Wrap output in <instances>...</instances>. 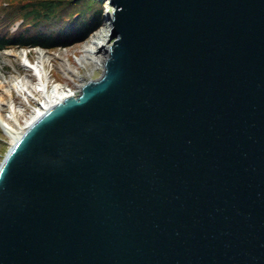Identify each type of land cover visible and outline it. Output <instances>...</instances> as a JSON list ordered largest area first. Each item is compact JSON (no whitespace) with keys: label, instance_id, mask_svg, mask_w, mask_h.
Returning <instances> with one entry per match:
<instances>
[{"label":"water","instance_id":"95a60500","mask_svg":"<svg viewBox=\"0 0 264 264\" xmlns=\"http://www.w3.org/2000/svg\"><path fill=\"white\" fill-rule=\"evenodd\" d=\"M109 4L0 162V264H264V0Z\"/></svg>","mask_w":264,"mask_h":264},{"label":"trees","instance_id":"16d2710c","mask_svg":"<svg viewBox=\"0 0 264 264\" xmlns=\"http://www.w3.org/2000/svg\"><path fill=\"white\" fill-rule=\"evenodd\" d=\"M0 1V50L67 47L85 41L104 22L105 0ZM19 20L12 30V23Z\"/></svg>","mask_w":264,"mask_h":264},{"label":"bare ground","instance_id":"6f19581e","mask_svg":"<svg viewBox=\"0 0 264 264\" xmlns=\"http://www.w3.org/2000/svg\"><path fill=\"white\" fill-rule=\"evenodd\" d=\"M110 15L111 11L108 4L106 6V17L108 18ZM107 18L80 47L76 59L81 65H87V63L92 62L93 68L103 67V61L106 57V50L109 44V23ZM29 52L30 51L25 48L19 50L3 49V51H0V57L5 56L8 62H10V58H12L19 66L29 69L32 68L38 80L37 89L41 94L40 102H36L37 104L33 107L29 118L24 121L23 125H21L16 117L17 114L15 113L13 91L26 93L28 84L25 80L16 75V72L19 71V69L15 68V66L14 71L10 72L7 77L4 72L0 71V128L8 137L11 143L10 145L18 139L26 127L34 121L36 117L43 113L45 109L53 103L61 101L64 97L74 94V91H70L60 83L54 84L50 89H47L48 70L46 68V63L51 60L52 56H58V58H60L61 69L66 75L78 76L77 69L70 67L71 65H69V62H67L64 57L62 58L58 52L46 53L43 49L36 47L34 48L36 54V59L34 61L29 59ZM89 78L90 75L88 74L87 80H89Z\"/></svg>","mask_w":264,"mask_h":264},{"label":"rangeland","instance_id":"374dc122","mask_svg":"<svg viewBox=\"0 0 264 264\" xmlns=\"http://www.w3.org/2000/svg\"><path fill=\"white\" fill-rule=\"evenodd\" d=\"M3 3H5L3 0H0ZM103 13L106 11V6L108 5L107 0L103 3ZM105 6V7H104ZM110 11H111V5ZM19 20H16L12 23V26L10 29H14ZM105 22V21H104ZM92 34V33H91ZM90 37V35H89ZM88 37V38H89ZM87 38V39H88ZM86 39V40H87ZM84 42V41H83ZM83 42H78L73 45L67 46V47H61V48H55L52 50L43 49L46 53L50 52H58L66 59L67 62H69L70 67L77 69V75L78 76H70L66 75L62 69H61V60L58 58V56H52L51 60L46 63V68L48 70V78H47V89H50L54 84L60 83L63 84L64 87L69 89L70 91L76 89L78 85H80L82 82L86 81L88 79V74L90 75V78H96L99 76V74L102 71L101 67H94L93 64L87 63V65H81L80 62L77 61L76 57L79 54V49L83 45ZM7 49H21L20 47H14V48H7ZM29 52V59L31 61H34L36 59V54L34 52V47L32 48H25ZM5 50V49H4ZM0 51H3L0 50ZM11 61L8 62L7 58L0 57V71L4 72L5 76L7 77L10 72L14 71L15 68H18L19 71H15L16 75H18L21 79L25 80L28 84V89L26 90V93L19 92V91H13V101L15 106V113L17 114L16 117L21 125H23L24 121H26L32 110L33 107L36 106V102H40L41 100V94L37 89V78L34 72L25 67H21L16 62L10 58ZM10 141L8 137L4 134L3 130L0 128V162L2 161L5 153L10 148Z\"/></svg>","mask_w":264,"mask_h":264},{"label":"built area","instance_id":"2783aa9c","mask_svg":"<svg viewBox=\"0 0 264 264\" xmlns=\"http://www.w3.org/2000/svg\"><path fill=\"white\" fill-rule=\"evenodd\" d=\"M79 86H80V85H78V86L76 87V89L72 90V91H74V94H73V95H77V94H78V92H79Z\"/></svg>","mask_w":264,"mask_h":264}]
</instances>
